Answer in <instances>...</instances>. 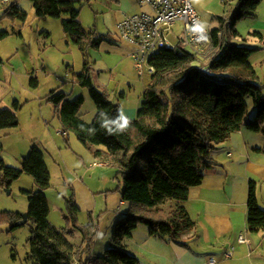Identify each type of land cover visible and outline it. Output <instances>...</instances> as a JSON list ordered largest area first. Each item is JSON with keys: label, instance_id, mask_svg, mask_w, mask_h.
<instances>
[{"label": "trees", "instance_id": "trees-1", "mask_svg": "<svg viewBox=\"0 0 264 264\" xmlns=\"http://www.w3.org/2000/svg\"><path fill=\"white\" fill-rule=\"evenodd\" d=\"M31 1L36 17L61 19L64 32L88 60L78 82L88 89L96 115L92 122L83 118V94L72 98L53 89L48 101L54 105L62 133H75L97 158L118 168L122 177L121 199L130 205L115 221L112 245L98 258L104 264H138L139 258L127 250L125 240L141 224L149 228L151 236L168 241L183 242V236L190 232L197 236V223L184 203L191 187L201 184L206 169L215 164L212 152L242 127L264 133V86L251 61L260 47L233 41L241 36L237 23L255 14L263 0H231L234 5L229 15L219 17L220 25L211 30L207 63L180 45L157 51L150 60L155 72L135 118L123 116L120 104L93 81L88 55L90 49L100 47L103 38H96L93 31L83 26L79 0ZM5 16L23 23L28 17L15 2L8 5ZM253 34L261 37L259 32ZM32 84L36 85V79L32 78ZM248 97L256 103L255 115L250 118ZM21 107L15 101L13 109L0 108V132L19 125ZM45 156L34 142L23 157L21 168L0 158L2 187L10 188L24 173L35 181V189H22L28 195L27 222L32 226L28 258L31 264H90L84 257L83 245L76 247L68 237L74 227L81 232L83 244L90 248L96 236L92 223L78 222L80 207L74 193L66 197L64 216L68 227L58 228L49 220L46 190L51 186V172ZM247 209L249 229L264 232V208L259 203L254 179L249 181ZM21 218L19 211H0V224L10 223V230Z\"/></svg>", "mask_w": 264, "mask_h": 264}, {"label": "rangeland", "instance_id": "rangeland-1", "mask_svg": "<svg viewBox=\"0 0 264 264\" xmlns=\"http://www.w3.org/2000/svg\"><path fill=\"white\" fill-rule=\"evenodd\" d=\"M119 1L79 0L77 7L81 8L80 18L85 29L93 31L96 38H103L100 47L90 49L88 55L94 83H99L108 91L110 98L120 104L123 116L135 118L151 75L146 72L143 78L139 76L130 57L132 46L120 37L118 23L125 14L137 13L147 7L140 6L137 0ZM12 2L28 17L26 23L8 18L5 10L9 4L0 2V33L9 32L7 36L0 35V108L13 109L17 99L22 104V110L19 112V126L0 132V158L8 165L16 164L17 157L26 156L36 142L45 152L51 172V186L46 190L50 222L58 228L68 227L64 216L66 197L74 193L82 208L78 213V222L83 225L92 223L96 236L90 248L87 243L83 244V236L78 229L70 228L72 232L68 237L76 247L83 245L84 257L90 260V264H104L98 257L112 245L115 221L130 207L129 203H122V177L115 165L97 158L75 133L62 134L54 105L48 101L53 89L63 91L72 98L83 94L85 102L81 114L87 122L94 120L95 102L88 89L78 82L87 57L64 32L60 18L36 17L31 0ZM192 3L209 30L218 27L219 17L228 16L234 5L231 0H192ZM263 13L264 5H260L255 14L239 21L237 29L241 36L233 41L239 45H261L260 38L252 33L264 29ZM181 24L178 22L175 26V34L180 32ZM170 42L176 43L174 34L170 35ZM209 45L200 53L206 63ZM257 58L252 57L251 61L254 63ZM32 78L36 79V85L32 84ZM259 82L264 86V76ZM247 102V117L250 118L255 115L256 103L253 97H248ZM103 161L104 164L93 165ZM34 188V178L27 173L14 181L10 188L0 185V211L26 213L29 199L22 189ZM140 226L148 228L143 224ZM10 227L7 222L0 224V264H31L32 260L28 258L31 223L14 230ZM135 234L137 241L144 242L141 231ZM128 243L131 253L139 258L138 264H171L163 257H149L133 241Z\"/></svg>", "mask_w": 264, "mask_h": 264}, {"label": "crops", "instance_id": "crops-1", "mask_svg": "<svg viewBox=\"0 0 264 264\" xmlns=\"http://www.w3.org/2000/svg\"><path fill=\"white\" fill-rule=\"evenodd\" d=\"M137 1L142 6L139 0ZM260 5H264V0ZM255 32L261 34V37L257 36L261 40V45H258L259 51L252 56L259 58L252 63L259 79H262L264 29ZM259 70L262 71V75ZM15 101L19 102L17 99ZM262 135L264 134L242 127L233 132L227 140L218 144L212 152L215 164L206 169L201 184L191 187L189 197L184 203L197 223V236H194V232H190L182 238L185 243L168 241L160 236H151L149 228H141L139 225L132 237L125 240L127 250L131 252L128 241H133L149 257H163L171 264H209L213 258L216 264H264V232L251 231L247 221L248 189L251 179L257 181V196L261 207L264 208V136ZM23 157V155L17 157L16 164L11 166L21 168ZM78 205L80 207V202ZM137 231L143 233L144 242L137 241L135 234ZM240 235H243L247 242H240ZM157 248L161 250L158 251ZM230 252L231 256L228 255Z\"/></svg>", "mask_w": 264, "mask_h": 264}, {"label": "built area", "instance_id": "built-area-1", "mask_svg": "<svg viewBox=\"0 0 264 264\" xmlns=\"http://www.w3.org/2000/svg\"><path fill=\"white\" fill-rule=\"evenodd\" d=\"M3 4H10L12 0H0ZM147 9L125 14L118 23L120 37L132 46L130 57L135 63V68L140 77L145 73L153 74L154 65L150 60L163 47H175L177 45L189 48L200 55L204 47L211 42V30L207 29L192 0H139ZM178 22L179 33H174ZM174 34L176 43L171 44L170 35ZM105 162H94L93 165H101ZM240 242H247L243 235L239 236ZM231 256V252L228 254ZM209 264H216L215 259Z\"/></svg>", "mask_w": 264, "mask_h": 264}, {"label": "water", "instance_id": "water-1", "mask_svg": "<svg viewBox=\"0 0 264 264\" xmlns=\"http://www.w3.org/2000/svg\"><path fill=\"white\" fill-rule=\"evenodd\" d=\"M27 221H28V214H27V212H26V213H22V218L19 219L17 222H15V223L13 224V226H15V227L22 226V225H24Z\"/></svg>", "mask_w": 264, "mask_h": 264}]
</instances>
